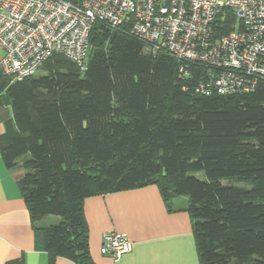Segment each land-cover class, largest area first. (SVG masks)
I'll list each match as a JSON object with an SVG mask.
<instances>
[{
  "label": "trees",
  "instance_id": "obj_1",
  "mask_svg": "<svg viewBox=\"0 0 264 264\" xmlns=\"http://www.w3.org/2000/svg\"><path fill=\"white\" fill-rule=\"evenodd\" d=\"M88 43L84 70L61 55L20 81L0 69V107L11 111L0 155L25 170L17 187L35 249L48 264H93L84 200L154 185L169 209L186 199L199 264H264V80L201 95L200 68L180 76L179 62L148 52L128 26L95 23ZM50 216L55 224L40 223Z\"/></svg>",
  "mask_w": 264,
  "mask_h": 264
},
{
  "label": "built area",
  "instance_id": "obj_2",
  "mask_svg": "<svg viewBox=\"0 0 264 264\" xmlns=\"http://www.w3.org/2000/svg\"><path fill=\"white\" fill-rule=\"evenodd\" d=\"M231 15L234 29L217 35ZM95 23L129 33L152 54L163 52L202 70L201 95L248 93L264 80V0H0V69L13 81L33 76L52 55L85 68ZM131 249L115 231L101 237L100 253L118 259Z\"/></svg>",
  "mask_w": 264,
  "mask_h": 264
},
{
  "label": "crops",
  "instance_id": "obj_3",
  "mask_svg": "<svg viewBox=\"0 0 264 264\" xmlns=\"http://www.w3.org/2000/svg\"><path fill=\"white\" fill-rule=\"evenodd\" d=\"M10 118L9 107L1 106L0 135ZM24 174L20 165L6 169L0 155V264H48L46 253L34 247L28 210L17 187ZM186 202L180 197L167 208L154 185L86 198L83 214L93 264H199ZM56 221L48 217L40 223ZM110 231L131 243L130 251L118 259L100 253L101 237ZM55 264L72 263L56 258Z\"/></svg>",
  "mask_w": 264,
  "mask_h": 264
},
{
  "label": "rangeland",
  "instance_id": "obj_4",
  "mask_svg": "<svg viewBox=\"0 0 264 264\" xmlns=\"http://www.w3.org/2000/svg\"><path fill=\"white\" fill-rule=\"evenodd\" d=\"M0 55H2V53L0 52ZM42 75V72L41 71H37L34 76H40ZM190 176H193L194 178L198 179V180H205V176L202 172H198V173H191ZM52 217V216H50ZM52 219V218H50ZM51 224H55V222H49V223H46V225H51Z\"/></svg>",
  "mask_w": 264,
  "mask_h": 264
}]
</instances>
